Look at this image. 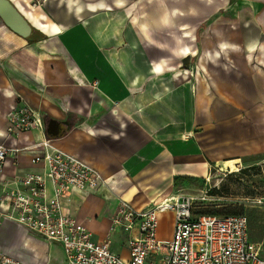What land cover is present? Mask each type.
<instances>
[{
    "label": "crops",
    "instance_id": "0c3cea01",
    "mask_svg": "<svg viewBox=\"0 0 264 264\" xmlns=\"http://www.w3.org/2000/svg\"><path fill=\"white\" fill-rule=\"evenodd\" d=\"M36 1L4 0L25 29L0 16V143L15 95L45 124L18 136L3 174L38 173L30 160L46 136L94 167L102 184L62 202L93 242L109 233L126 261L127 235L109 229L120 200L160 202L176 178L264 157V0ZM164 217L171 228V213L157 228ZM0 251L20 264H67L58 244L12 222L0 227Z\"/></svg>",
    "mask_w": 264,
    "mask_h": 264
},
{
    "label": "built area",
    "instance_id": "2783aa9c",
    "mask_svg": "<svg viewBox=\"0 0 264 264\" xmlns=\"http://www.w3.org/2000/svg\"><path fill=\"white\" fill-rule=\"evenodd\" d=\"M41 3L36 1L31 7ZM14 103L6 113L0 143V227L12 222L40 240L58 244L67 264H264L260 245L248 237L245 216L198 215V201L192 195L171 196L139 207L120 200L109 225L110 232L127 235L128 259L120 260L110 251L109 233L102 241L93 242L88 230L62 212V202L69 194L88 193L102 184L94 167L54 149L46 136L35 146L44 152L30 160L41 170L6 180L3 170L7 157L17 160L21 151L18 136L31 130L42 132L45 127L39 113L22 97L15 95ZM168 213L172 215L171 236L162 241L158 219ZM0 264L20 262L0 251Z\"/></svg>",
    "mask_w": 264,
    "mask_h": 264
},
{
    "label": "rangeland",
    "instance_id": "374dc122",
    "mask_svg": "<svg viewBox=\"0 0 264 264\" xmlns=\"http://www.w3.org/2000/svg\"><path fill=\"white\" fill-rule=\"evenodd\" d=\"M193 64L194 61H186L183 66H179L178 72L186 71L188 65ZM236 169L240 171L236 172ZM171 195L194 196L198 201L195 210L198 215L245 216L250 239L260 245V255L264 258V157L237 162L230 168L227 164L218 165L200 178H176ZM152 198L147 197L140 203ZM169 222L170 218L164 217L158 226L160 233L166 237H169L171 231ZM54 246L46 249L56 258L59 254L55 253ZM6 255L12 256L11 253Z\"/></svg>",
    "mask_w": 264,
    "mask_h": 264
},
{
    "label": "bare ground",
    "instance_id": "6f19581e",
    "mask_svg": "<svg viewBox=\"0 0 264 264\" xmlns=\"http://www.w3.org/2000/svg\"><path fill=\"white\" fill-rule=\"evenodd\" d=\"M5 8L6 6L4 5V0H0V16L2 17V19H4L6 24H8L12 29L17 30V31H20L21 29H25V25L22 23V20L19 19L15 21L14 17L11 14H8L7 13L8 10H6ZM42 28L45 29V27H42ZM234 163H237V162L228 163L227 167L230 168L231 165H233Z\"/></svg>",
    "mask_w": 264,
    "mask_h": 264
},
{
    "label": "water",
    "instance_id": "95a60500",
    "mask_svg": "<svg viewBox=\"0 0 264 264\" xmlns=\"http://www.w3.org/2000/svg\"><path fill=\"white\" fill-rule=\"evenodd\" d=\"M4 5H5V2H4ZM8 14H11L9 11L7 12ZM13 17H14V19H15V21L16 20H19L20 18H16V16L15 15H13ZM55 126H56V124L55 123H53V122H49L47 125H46V129H45V134L46 135H49V136H51V137H56V136H58V133H57V131L54 129H52V128H55Z\"/></svg>",
    "mask_w": 264,
    "mask_h": 264
},
{
    "label": "trees",
    "instance_id": "16d2710c",
    "mask_svg": "<svg viewBox=\"0 0 264 264\" xmlns=\"http://www.w3.org/2000/svg\"><path fill=\"white\" fill-rule=\"evenodd\" d=\"M248 237H249V239H250V236H249V229H248ZM250 241H251V239H250Z\"/></svg>",
    "mask_w": 264,
    "mask_h": 264
}]
</instances>
